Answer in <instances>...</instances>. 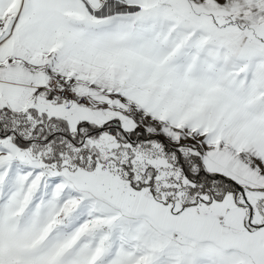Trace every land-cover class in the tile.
<instances>
[{
  "label": "snow or ice",
  "instance_id": "6c2138e0",
  "mask_svg": "<svg viewBox=\"0 0 264 264\" xmlns=\"http://www.w3.org/2000/svg\"><path fill=\"white\" fill-rule=\"evenodd\" d=\"M0 264H264V0H0Z\"/></svg>",
  "mask_w": 264,
  "mask_h": 264
}]
</instances>
